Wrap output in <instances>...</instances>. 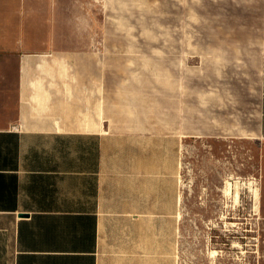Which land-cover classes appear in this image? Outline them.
<instances>
[{
    "label": "rangeland",
    "instance_id": "1",
    "mask_svg": "<svg viewBox=\"0 0 264 264\" xmlns=\"http://www.w3.org/2000/svg\"><path fill=\"white\" fill-rule=\"evenodd\" d=\"M259 2L77 0L65 10L78 17L76 48L95 54L59 76L90 83L79 104L101 126V161L123 175L128 204L147 207L156 248L172 240L178 264H264Z\"/></svg>",
    "mask_w": 264,
    "mask_h": 264
},
{
    "label": "crops",
    "instance_id": "2",
    "mask_svg": "<svg viewBox=\"0 0 264 264\" xmlns=\"http://www.w3.org/2000/svg\"><path fill=\"white\" fill-rule=\"evenodd\" d=\"M73 1L0 0V264H178L172 240L156 248L147 207L128 204L123 175L101 161L98 121L79 104L90 83L59 76L83 54L94 60L76 48ZM259 12L264 139V0Z\"/></svg>",
    "mask_w": 264,
    "mask_h": 264
},
{
    "label": "bare ground",
    "instance_id": "3",
    "mask_svg": "<svg viewBox=\"0 0 264 264\" xmlns=\"http://www.w3.org/2000/svg\"><path fill=\"white\" fill-rule=\"evenodd\" d=\"M100 116V115H99ZM102 117V116H101ZM100 120H101V118H100ZM103 121V120H102ZM99 122V121H98ZM101 124V123H100ZM102 125V124H101ZM96 127V126H95ZM99 127H101V126H99V123H98V131H99ZM88 130V129H87ZM247 135V134H246ZM244 137H245V135H244ZM247 137V136H246ZM166 185V184H165ZM230 190H231V188L229 187V185H228V187L226 188V193L228 194L229 192H230ZM254 190V192H255V195H256V197L258 198V190L259 189H256L255 190V188L253 189ZM165 192H167V191H165ZM172 193V192H171ZM168 195V194H167ZM165 196V195H164ZM173 198V197H172ZM236 198L238 199V193H236ZM169 199V198H168ZM179 199V198H178ZM178 199H177V201H178ZM176 201V200H175ZM176 201V202H177ZM171 203H172V201H171ZM169 205V204H168ZM172 208V207H171ZM178 218V217H177Z\"/></svg>",
    "mask_w": 264,
    "mask_h": 264
}]
</instances>
